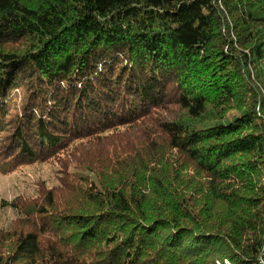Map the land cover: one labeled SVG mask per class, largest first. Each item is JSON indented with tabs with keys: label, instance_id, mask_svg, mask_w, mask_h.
<instances>
[{
	"label": "trees",
	"instance_id": "1",
	"mask_svg": "<svg viewBox=\"0 0 264 264\" xmlns=\"http://www.w3.org/2000/svg\"><path fill=\"white\" fill-rule=\"evenodd\" d=\"M54 159L0 264H264V0H0V173Z\"/></svg>",
	"mask_w": 264,
	"mask_h": 264
},
{
	"label": "rangeland",
	"instance_id": "2",
	"mask_svg": "<svg viewBox=\"0 0 264 264\" xmlns=\"http://www.w3.org/2000/svg\"><path fill=\"white\" fill-rule=\"evenodd\" d=\"M59 159L22 167L6 175L0 173V226L5 227L15 219L16 213L9 206L15 198L31 202L38 199L41 189L59 187V172L63 168Z\"/></svg>",
	"mask_w": 264,
	"mask_h": 264
}]
</instances>
